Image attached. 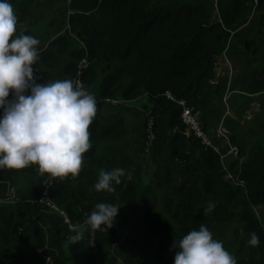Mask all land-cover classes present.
<instances>
[{"label":"trees","instance_id":"1","mask_svg":"<svg viewBox=\"0 0 264 264\" xmlns=\"http://www.w3.org/2000/svg\"><path fill=\"white\" fill-rule=\"evenodd\" d=\"M10 3L29 13L16 34L40 41L37 82L75 81L87 57L80 79L97 111L78 176L47 183L35 165L0 170V264H112L114 252L126 264H173L175 239L201 223L237 264H264V230L252 209L261 205L264 219V72L255 73L264 70V0ZM226 55L243 68L235 76L217 72ZM186 107L209 136L223 121L239 158L224 167L218 152L187 133ZM114 168L131 179L95 191L100 171ZM174 178L177 190L168 193ZM101 202L120 207L113 226L79 230ZM209 203L215 207L205 213ZM253 232L260 243L246 246Z\"/></svg>","mask_w":264,"mask_h":264},{"label":"clouds","instance_id":"2","mask_svg":"<svg viewBox=\"0 0 264 264\" xmlns=\"http://www.w3.org/2000/svg\"><path fill=\"white\" fill-rule=\"evenodd\" d=\"M18 18L10 0H0V170L36 166L47 183L79 175L84 154L91 148L89 126L97 111L96 98L78 82L56 79L38 83L34 65L40 41L17 35ZM11 93V98L10 97ZM131 179L122 168L101 170L94 184L97 192L114 191L113 182ZM215 207L209 203L203 211ZM120 207L97 203L84 223L90 233L111 228ZM76 243L75 238L72 239ZM260 239L250 233L246 246ZM173 247V264H237L236 259L201 223L183 235Z\"/></svg>","mask_w":264,"mask_h":264},{"label":"built area","instance_id":"3","mask_svg":"<svg viewBox=\"0 0 264 264\" xmlns=\"http://www.w3.org/2000/svg\"><path fill=\"white\" fill-rule=\"evenodd\" d=\"M257 1L258 0H254V3L257 4ZM89 65L90 63L87 57H83L79 64L77 77L74 79V82H78L84 89L85 85L81 82L80 77L82 70L87 68ZM182 116L183 120L187 124V133H194L196 136L202 139L205 145L212 147L216 152H218L220 154L221 160L223 161L224 167H226L227 160H229L230 158H239L238 146L233 143L229 131L223 121L216 125V127L214 128V133L212 134V136H209L200 126L197 113H195L192 109L186 107L183 111ZM153 135L154 134L150 135V138H153ZM227 176L235 185H241V187H245L243 181L237 180L236 177L230 171H228ZM40 202L44 203L45 201L43 202L42 200H40ZM259 207L261 206H252L253 210L256 213L257 220L259 221L260 225L264 230V220L261 217V214L259 213Z\"/></svg>","mask_w":264,"mask_h":264},{"label":"rangeland","instance_id":"4","mask_svg":"<svg viewBox=\"0 0 264 264\" xmlns=\"http://www.w3.org/2000/svg\"><path fill=\"white\" fill-rule=\"evenodd\" d=\"M25 1V0H24ZM33 1H35L37 4L38 3H40V1L41 0H33ZM34 2H31L30 3V5H31V10L33 9V7H34ZM23 6V5H22ZM14 10H16V11H18V13L16 14L17 15V18H19L20 17V15H25V14H29V13H27L25 10L23 11V9L21 8V10H22V12L19 10V8L17 7V5L16 6H14ZM28 19L29 20H31V11H30V15L28 16ZM30 26H31V24H29ZM21 28H24V30L25 29H27V27H29L28 26V24H26L25 26H20ZM26 33V32H25ZM24 33V34H25ZM262 40V39H261ZM262 42V41H261ZM260 42V43H261ZM262 45H263V47H264V42H262ZM262 47V48H263ZM264 49V48H263ZM263 51V50H262ZM264 52V51H263ZM221 59V57H219V59H218V61ZM217 61V62H218ZM259 63L261 64V65H263L264 66V54H262L261 55V57H260V60H259ZM236 67H237V69H235V67H234V64H233V62H232V60H230L228 57H227V55L224 57V64H222V63H219L218 65H217V72L219 73V74H221V72H223V71H226L227 73H229V75L231 74V75H236V74H238L243 68L241 67V65H238V64H236ZM264 72V70H262V71H255V73H263ZM254 73V74H255ZM233 76V77H234ZM234 79H231V81H233ZM250 105V104H249ZM259 106V105H258ZM228 108V112L230 113V114H232V107H231V105H230V102L229 101H227V104H226V109ZM248 112V118H253L254 117V114H255V110H254V107L253 106H251V108L249 109V110H247ZM149 112V111H148ZM150 125V124H149ZM150 135H152V134H154V133H149ZM9 181H11L12 182V180H9ZM174 182H175V178H174V180L171 182V184H170V187H168V193H172L173 191H172V189H175V188H172V186H173V184H174ZM6 187H7V193H8V196L9 197H11L10 195H14V193H15V190L12 192V190L14 189L13 187H12V185H11V183L10 182H6ZM175 190H177V189H175ZM177 192V191H176ZM14 199V196H12V199L10 198L9 200H10V202L11 203H15V201L13 200ZM43 202H44V200L43 199H41ZM51 211H54V210H51ZM47 213L48 214H50V216L51 215H53V213L51 214V212H49V211H47ZM56 219V218H55ZM55 219H51V221H50V224H48V225H46L45 224V228H46V230L48 231V232H50L51 230L50 229H52L53 228V224H55V222H56V220ZM65 221V223L67 224V226L69 227V228H72L73 227V224L71 223V221L69 220V218L68 219H65L64 220ZM85 221V220H84ZM84 221L78 226V229L79 230H83L84 229V227L86 226V224L84 223ZM122 233H123V231H122ZM80 234V237L82 236V233L80 232L79 233ZM122 236H124V235H122ZM112 264H126L125 263V261H124V259H123V257H121L118 253H116V252H114V262L112 263Z\"/></svg>","mask_w":264,"mask_h":264},{"label":"crops","instance_id":"5","mask_svg":"<svg viewBox=\"0 0 264 264\" xmlns=\"http://www.w3.org/2000/svg\"><path fill=\"white\" fill-rule=\"evenodd\" d=\"M231 159V158H230ZM261 206V205H260ZM253 209V208H252ZM254 211V210H253ZM255 213V211H254ZM259 213L261 214V217L263 218V208L262 207H259ZM255 216H256V213H255ZM257 218V216H256ZM264 220V219H263Z\"/></svg>","mask_w":264,"mask_h":264}]
</instances>
